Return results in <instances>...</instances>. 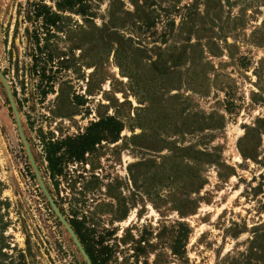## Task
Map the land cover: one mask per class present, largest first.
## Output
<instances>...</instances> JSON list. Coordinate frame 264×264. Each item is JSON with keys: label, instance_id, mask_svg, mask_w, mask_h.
Masks as SVG:
<instances>
[{"label": "rangeland", "instance_id": "obj_1", "mask_svg": "<svg viewBox=\"0 0 264 264\" xmlns=\"http://www.w3.org/2000/svg\"><path fill=\"white\" fill-rule=\"evenodd\" d=\"M40 1L0 0V261L87 264L58 213L108 230V264H264V0H87L49 32ZM100 115L117 141L51 177L44 144Z\"/></svg>", "mask_w": 264, "mask_h": 264}, {"label": "trees", "instance_id": "obj_2", "mask_svg": "<svg viewBox=\"0 0 264 264\" xmlns=\"http://www.w3.org/2000/svg\"><path fill=\"white\" fill-rule=\"evenodd\" d=\"M87 0H56L55 7L56 11L50 9L49 6L42 3L32 4V14L36 18H41L43 26L46 27L47 32H49L50 27H57V23L61 20V12L74 10L76 13L84 16H89L87 13L88 5ZM48 58L51 59L50 54ZM44 68H42V76L44 77ZM48 81L51 79L47 78ZM50 89L51 84H48ZM47 91L42 92L45 96ZM124 124L117 119L115 116L110 115H100L98 119L91 122L85 131L74 137H66L58 141H48L44 144L45 146V158L47 161L48 170L51 177L57 174H61L63 170V163L66 159H72L76 161H81L84 158L86 152L94 150V146L102 140H108L110 142H115L118 139L120 131L123 129ZM264 133V132H263ZM245 157V155L242 153ZM69 224L73 229L75 235L83 246L86 254L88 255L92 264H108L110 258L113 257L112 245L104 244V236L108 233L100 232L96 236L93 234L94 229L86 224L84 216L80 219L71 218ZM177 229L174 231L173 235L168 244L170 254L174 256H182L185 253V246L189 239V235L192 232L191 227L185 222H176ZM264 226H256L252 233L253 237L250 241V250H261L264 245V234L258 233ZM129 236V234H128ZM124 241V239H122ZM1 243V242H0ZM133 257L135 259L139 254L145 251V239L140 236L137 240L133 241ZM143 243V245L141 244ZM3 244H0V255L4 256L1 252ZM149 246V244H147ZM261 252V251H260ZM159 254H156L154 259V264L158 263ZM23 254L19 252L17 260H11L8 264H23ZM137 260V259H136ZM0 264H4L1 260ZM141 264H148L147 260H143Z\"/></svg>", "mask_w": 264, "mask_h": 264}, {"label": "water", "instance_id": "obj_3", "mask_svg": "<svg viewBox=\"0 0 264 264\" xmlns=\"http://www.w3.org/2000/svg\"><path fill=\"white\" fill-rule=\"evenodd\" d=\"M47 198L49 199V197L47 196ZM50 200V199H49ZM53 206V205H52ZM54 208V206H53ZM55 212L57 213L56 209L54 208ZM57 215L59 216V218L61 219V221L63 222V224L65 225V227L67 228L68 232L70 233V235L72 236L75 244L77 245V247L79 248L80 252L82 253L85 261L87 264H92L89 260V257L87 256V254L85 253V251L83 250L79 240L77 239L76 235L74 234V232L72 231V229L70 228V226L60 217V215L57 213Z\"/></svg>", "mask_w": 264, "mask_h": 264}]
</instances>
